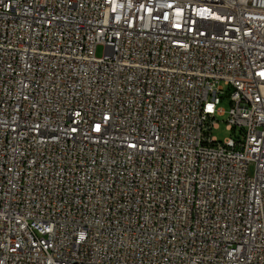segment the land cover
I'll return each mask as SVG.
<instances>
[{
  "label": "built area",
  "instance_id": "1",
  "mask_svg": "<svg viewBox=\"0 0 264 264\" xmlns=\"http://www.w3.org/2000/svg\"><path fill=\"white\" fill-rule=\"evenodd\" d=\"M0 264H264V0H0Z\"/></svg>",
  "mask_w": 264,
  "mask_h": 264
},
{
  "label": "rangeland",
  "instance_id": "2",
  "mask_svg": "<svg viewBox=\"0 0 264 264\" xmlns=\"http://www.w3.org/2000/svg\"><path fill=\"white\" fill-rule=\"evenodd\" d=\"M103 53V46L102 45H97L95 48V55L96 56H101ZM224 93L221 95V101L218 105L222 109V114L216 115V122L218 126L216 128H213L211 130V135L216 138L218 142H223L226 138H233L238 141L243 140V135L241 133V128L237 127L236 129H228L227 128V118H228V110L230 107L229 104V99L226 96V93H228L227 87L224 86Z\"/></svg>",
  "mask_w": 264,
  "mask_h": 264
}]
</instances>
